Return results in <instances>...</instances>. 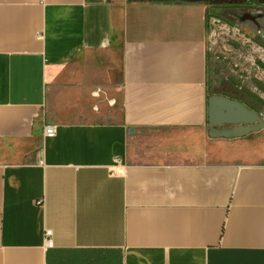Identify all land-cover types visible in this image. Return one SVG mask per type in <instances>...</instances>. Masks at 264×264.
Masks as SVG:
<instances>
[{"label":"crops","instance_id":"0c3cea01","mask_svg":"<svg viewBox=\"0 0 264 264\" xmlns=\"http://www.w3.org/2000/svg\"><path fill=\"white\" fill-rule=\"evenodd\" d=\"M206 17L0 0V264H264V132L208 136Z\"/></svg>","mask_w":264,"mask_h":264},{"label":"rangeland","instance_id":"374dc122","mask_svg":"<svg viewBox=\"0 0 264 264\" xmlns=\"http://www.w3.org/2000/svg\"><path fill=\"white\" fill-rule=\"evenodd\" d=\"M204 1L207 93H226L264 120V0Z\"/></svg>","mask_w":264,"mask_h":264},{"label":"water","instance_id":"95a60500","mask_svg":"<svg viewBox=\"0 0 264 264\" xmlns=\"http://www.w3.org/2000/svg\"><path fill=\"white\" fill-rule=\"evenodd\" d=\"M208 136L211 138H239L264 128L261 116L244 103L223 95L213 94L208 98ZM253 123L255 124L253 127ZM230 126L244 127L246 130L227 133ZM251 127V128H250Z\"/></svg>","mask_w":264,"mask_h":264},{"label":"built area","instance_id":"2783aa9c","mask_svg":"<svg viewBox=\"0 0 264 264\" xmlns=\"http://www.w3.org/2000/svg\"><path fill=\"white\" fill-rule=\"evenodd\" d=\"M55 126L51 124H45L43 127V134L45 137H51L55 134ZM122 170H118V172H121ZM115 172V171H113ZM45 246L46 247H52L53 241H52V231L51 230H45Z\"/></svg>","mask_w":264,"mask_h":264},{"label":"bare ground","instance_id":"6f19581e","mask_svg":"<svg viewBox=\"0 0 264 264\" xmlns=\"http://www.w3.org/2000/svg\"><path fill=\"white\" fill-rule=\"evenodd\" d=\"M255 124H259V123H253L251 127H253ZM230 127H232V128L228 129V130H225V132H227V133H235V132L246 130L244 127H240V126H230ZM227 139H231V138H227Z\"/></svg>","mask_w":264,"mask_h":264},{"label":"trees","instance_id":"16d2710c","mask_svg":"<svg viewBox=\"0 0 264 264\" xmlns=\"http://www.w3.org/2000/svg\"><path fill=\"white\" fill-rule=\"evenodd\" d=\"M208 26H209V22H208V18L206 17V28H207V31H208ZM247 107H250L247 103L243 102Z\"/></svg>","mask_w":264,"mask_h":264}]
</instances>
